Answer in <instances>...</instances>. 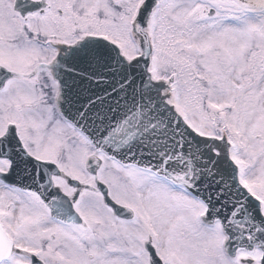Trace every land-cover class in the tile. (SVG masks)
I'll return each instance as SVG.
<instances>
[{"label":"snow or ice","instance_id":"obj_1","mask_svg":"<svg viewBox=\"0 0 264 264\" xmlns=\"http://www.w3.org/2000/svg\"><path fill=\"white\" fill-rule=\"evenodd\" d=\"M0 264H264V0H0Z\"/></svg>","mask_w":264,"mask_h":264}]
</instances>
